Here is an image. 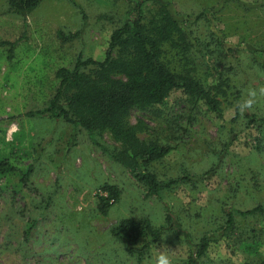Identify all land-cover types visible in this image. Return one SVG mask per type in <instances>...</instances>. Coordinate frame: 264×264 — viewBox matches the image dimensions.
Wrapping results in <instances>:
<instances>
[{
  "label": "rangeland",
  "instance_id": "obj_1",
  "mask_svg": "<svg viewBox=\"0 0 264 264\" xmlns=\"http://www.w3.org/2000/svg\"><path fill=\"white\" fill-rule=\"evenodd\" d=\"M168 1L177 18L216 5L218 10L222 4L213 22L225 34V42L240 48L241 99L249 86H264V71L246 58L247 46L264 56V0H241L246 7L233 0ZM147 5L146 12L153 8ZM130 8L127 0H43L22 16L9 13L0 0V159L6 158L14 168L0 175V264H138L109 232L128 218H147L153 226L164 228L161 237L166 238L160 237L141 264H150L165 250L163 246L169 248L173 264H188L192 247L203 237H219L224 208L264 207V150L257 153L238 143L247 132L237 127L239 139L222 154L226 132L203 110L189 124V111L174 108L176 115H183L179 124L185 129L179 140L169 139L173 150L155 165V171L161 180L180 175L192 179L158 197H147L128 171L91 142L98 139L116 146L108 134L90 135L61 119L25 117L48 105L59 84L58 69H71L78 57L104 58L109 34ZM191 30L201 37L208 33L203 21ZM69 35L75 37L68 40ZM16 40L9 56V47L3 43ZM194 56L197 74L202 76L207 65ZM217 58L231 61L224 53ZM232 108L225 111L227 121L233 116ZM255 110L264 114V105ZM140 121L153 135L166 136L165 124L152 113L132 111L129 123L136 126ZM210 169L212 173L206 174ZM26 171L29 176L22 184L20 174ZM105 184L117 187L120 196L103 217L96 211V202L105 195L101 191ZM167 213L174 230L166 228ZM234 216L238 229L230 234V243L239 254L234 262L260 261L264 258L263 218ZM202 264L234 263L218 243L209 248Z\"/></svg>",
  "mask_w": 264,
  "mask_h": 264
},
{
  "label": "trees",
  "instance_id": "obj_2",
  "mask_svg": "<svg viewBox=\"0 0 264 264\" xmlns=\"http://www.w3.org/2000/svg\"><path fill=\"white\" fill-rule=\"evenodd\" d=\"M4 1L9 13L24 16L43 0ZM127 1L130 2V11L109 34L104 58L95 61L78 57L71 69H58L55 77L59 84L48 105L44 109L25 113V117L61 119L75 130H84L90 135L101 137L108 134L116 146L109 147L98 139L91 142L128 171L142 185L147 197H158L162 192L192 179L180 175L161 180L155 171V165L173 150L169 139L179 140V133L185 129L179 124L183 115H176L173 112L175 107L189 111V124L202 110L221 124L226 132L222 154L229 143L239 139L237 127L239 132H247L243 141L238 143L261 153L264 150V114L257 110L241 114L236 107L244 89V84L238 81L244 69L243 59L238 55L240 48L225 42V34L213 22L214 15L223 5L218 10L216 5L194 16L177 18L170 12L168 0ZM233 1L246 7L241 0ZM148 3L153 8L146 12ZM261 7L264 9V4ZM202 21L208 32L204 37L191 30L192 25H199ZM74 37L69 35L66 39ZM18 42L3 43L9 47V56ZM246 50V58L251 66L264 71V56L251 46H247ZM220 53L231 61L219 60L217 57ZM195 54L204 59L207 65L202 76L197 74L195 68ZM229 108L233 109V116L227 121L225 111ZM132 111L149 112L161 119L167 128L166 136L153 135L141 121L136 126L130 124ZM12 172L14 168L7 159L1 158L0 175ZM211 173L212 169L206 172L208 175ZM20 175L21 183L26 184L29 171ZM101 191L105 195L97 197L96 211L104 217L119 200L120 191L108 184L103 185ZM234 213L243 218L259 215L264 220V207L261 206L244 211L224 208V223L219 237H203L192 247L188 264H202L209 248L218 243L222 244L228 258L236 264L234 261L238 260L239 254L230 243V234L238 229ZM165 222L166 228L174 230L173 220L168 213ZM163 229V226H153L147 218H128L111 227L109 232L126 253L141 264L160 239ZM29 232L30 228L24 231V239H27ZM239 263L264 264V258L255 263Z\"/></svg>",
  "mask_w": 264,
  "mask_h": 264
},
{
  "label": "clouds",
  "instance_id": "obj_3",
  "mask_svg": "<svg viewBox=\"0 0 264 264\" xmlns=\"http://www.w3.org/2000/svg\"><path fill=\"white\" fill-rule=\"evenodd\" d=\"M245 91L246 95L236 105L241 114L252 111L257 106L264 105V86L258 88L249 86ZM161 238L164 239L166 236ZM163 247L165 250L155 256L150 264H173V258L168 251L169 248L167 246Z\"/></svg>",
  "mask_w": 264,
  "mask_h": 264
}]
</instances>
